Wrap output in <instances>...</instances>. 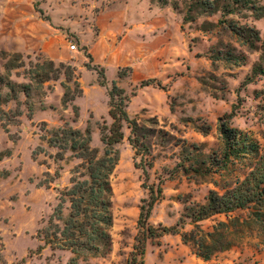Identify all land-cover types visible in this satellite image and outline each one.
Here are the masks:
<instances>
[{
    "label": "rangeland",
    "instance_id": "1",
    "mask_svg": "<svg viewBox=\"0 0 264 264\" xmlns=\"http://www.w3.org/2000/svg\"><path fill=\"white\" fill-rule=\"evenodd\" d=\"M240 2L0 0V77L15 85L14 91L0 90L3 97L15 94L23 113L11 124L0 113V264H69L73 254L51 248L40 232L81 160L71 151L50 148L42 138L65 123L83 132L90 127L91 146L102 154L99 127L104 120L112 123L113 81L131 97L127 111L145 147L139 152L131 147L132 134L124 125L125 138L115 147L119 161L110 176L111 251L79 264H127L139 232L140 206L151 187L161 188L163 195L149 226H178L198 238V230L212 232L234 218L249 224L223 231L230 246L209 260L180 235L148 239L145 264H264V232L249 210L213 215L197 225L189 218L190 209L206 205L213 192L223 196L254 166L252 157L230 159L222 167L220 120L246 133L264 152V76L255 74L256 66H264V0ZM15 54L21 60L10 57ZM36 58L75 68L83 95L63 106L65 88L73 95L76 85L64 72L58 80L38 84L43 72L29 63ZM86 64L99 69L89 71ZM127 67L131 72L119 79V70ZM101 68L106 87L98 84ZM150 79L160 85L141 87ZM17 85L30 87L28 98ZM0 108L15 111L17 103ZM58 152L63 160L56 158ZM68 213L66 203L63 216Z\"/></svg>",
    "mask_w": 264,
    "mask_h": 264
},
{
    "label": "trees",
    "instance_id": "2",
    "mask_svg": "<svg viewBox=\"0 0 264 264\" xmlns=\"http://www.w3.org/2000/svg\"><path fill=\"white\" fill-rule=\"evenodd\" d=\"M236 1L241 3V0ZM210 5L213 6L214 4ZM185 21H189V18H185ZM10 57L21 60L16 54ZM262 60L264 63V42ZM36 62L34 64L30 61L29 63L43 72L41 76L36 78L38 84L58 80L64 72L67 80L76 85V92L73 95H71L72 90L69 86L65 88L63 106L66 107L76 97L83 95V90L75 76V68L66 66L64 63L56 65L53 60L41 62L40 58H36ZM85 67L89 71L99 69L97 65L86 64ZM5 69L8 73L7 76H10V66H6ZM130 72L131 68L129 67L125 68V72L119 70L118 78L122 79ZM256 73L264 76V66H256ZM98 84L101 87L107 86L104 68H101V72L98 73ZM154 84L160 85L159 82L150 79L142 81L141 87ZM2 86L8 87L11 91H14L15 88L9 77L6 80L0 77V89ZM16 88H19V92L23 93L26 98L29 97V86L17 85ZM133 95L135 96V94ZM109 99L108 114L112 123L108 124L104 120L103 125L99 127L100 140L104 145L102 154L99 148L91 146L92 130L90 127H87L83 132L65 123L61 128L47 132L42 138L50 148L71 151L81 160V164L72 172L71 186L60 193L59 204L48 222V227L40 232L44 242L51 248L70 251L73 254L69 264H79V260L87 261L90 258L104 257L111 251L112 242L109 230L112 227L113 217L110 176L119 161V152L115 147L125 138L124 125L130 129L132 134L128 138L131 147L137 152L142 151V148L145 147L144 136L139 131L140 127L135 120L129 117L127 111L131 97L115 81L112 82ZM12 100L17 103L15 111L5 112L0 108V113L8 117V124L19 123L18 118L23 115L20 109L21 104L15 94L13 96L7 94L3 97L0 90V107ZM27 105L28 118L32 119V108L29 103ZM218 132L223 143L222 160L220 161L222 167H226L230 159L248 158L250 160L252 157H254V166L243 180H237L235 187L227 190L223 196L213 192L207 198L206 205H197L196 209H190L189 218L194 225H197L201 220L213 215L224 214L228 216L237 210H249L253 223L264 232V152H262L260 145L246 133L230 127L227 120L219 121ZM202 133L207 132L202 131ZM42 149L39 148L41 151ZM56 158L64 159L61 152L56 154ZM144 173H146L145 170ZM162 193L161 188L151 187L148 198L142 200L138 220L139 232L135 237L133 251L127 264H145L146 241L169 234L180 235L183 243L194 241L198 247L197 255L204 260H209L214 253L230 246L229 242H225L223 231L228 232L232 224L235 228L249 224L247 220L240 222L238 218H234L227 223H219L212 232L205 233L198 230L200 235L198 238L194 237V233L189 236L186 232H180L178 226L159 225L158 228L149 226L147 221L154 205L162 199ZM66 203H69V213L67 217H64L63 209Z\"/></svg>",
    "mask_w": 264,
    "mask_h": 264
},
{
    "label": "built area",
    "instance_id": "3",
    "mask_svg": "<svg viewBox=\"0 0 264 264\" xmlns=\"http://www.w3.org/2000/svg\"><path fill=\"white\" fill-rule=\"evenodd\" d=\"M72 49H75V46H73V48Z\"/></svg>",
    "mask_w": 264,
    "mask_h": 264
}]
</instances>
